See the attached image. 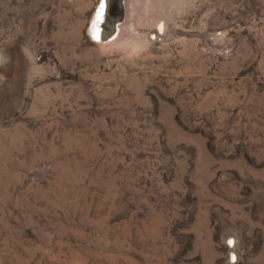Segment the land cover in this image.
Listing matches in <instances>:
<instances>
[{
  "label": "rangeland",
  "instance_id": "obj_1",
  "mask_svg": "<svg viewBox=\"0 0 264 264\" xmlns=\"http://www.w3.org/2000/svg\"><path fill=\"white\" fill-rule=\"evenodd\" d=\"M120 1L0 0V264H264V0Z\"/></svg>",
  "mask_w": 264,
  "mask_h": 264
},
{
  "label": "bare ground",
  "instance_id": "obj_2",
  "mask_svg": "<svg viewBox=\"0 0 264 264\" xmlns=\"http://www.w3.org/2000/svg\"><path fill=\"white\" fill-rule=\"evenodd\" d=\"M101 6H103V14L101 19L97 20V15L101 12ZM123 8L124 6L120 0H100L97 11L90 22L89 32L91 35L97 38L114 31L118 27V22L124 17Z\"/></svg>",
  "mask_w": 264,
  "mask_h": 264
},
{
  "label": "snow or ice",
  "instance_id": "obj_3",
  "mask_svg": "<svg viewBox=\"0 0 264 264\" xmlns=\"http://www.w3.org/2000/svg\"><path fill=\"white\" fill-rule=\"evenodd\" d=\"M103 14V6H101V12L97 15V20L101 19V16ZM233 243L232 241H229V244Z\"/></svg>",
  "mask_w": 264,
  "mask_h": 264
}]
</instances>
